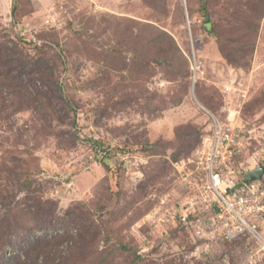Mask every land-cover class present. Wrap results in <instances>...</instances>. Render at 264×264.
<instances>
[{"label": "rangeland", "instance_id": "374dc122", "mask_svg": "<svg viewBox=\"0 0 264 264\" xmlns=\"http://www.w3.org/2000/svg\"><path fill=\"white\" fill-rule=\"evenodd\" d=\"M217 119L264 167V0H0V264H264L214 238Z\"/></svg>", "mask_w": 264, "mask_h": 264}, {"label": "built area", "instance_id": "2783aa9c", "mask_svg": "<svg viewBox=\"0 0 264 264\" xmlns=\"http://www.w3.org/2000/svg\"><path fill=\"white\" fill-rule=\"evenodd\" d=\"M212 127L210 139L201 150L207 175L205 184L201 185L207 196L212 197L213 212L220 223L214 238L231 242L250 236L264 251V235L258 223L264 218V175L249 182H245V178L239 181L232 166L234 156L241 152L243 145L241 134L218 119L213 121ZM229 176H234L235 180ZM181 221L187 229L196 222V234L202 231L204 222L199 216L187 215Z\"/></svg>", "mask_w": 264, "mask_h": 264}, {"label": "trees", "instance_id": "16d2710c", "mask_svg": "<svg viewBox=\"0 0 264 264\" xmlns=\"http://www.w3.org/2000/svg\"><path fill=\"white\" fill-rule=\"evenodd\" d=\"M24 187L26 188L27 187V185H24ZM50 219H52V218H50ZM50 219L47 217H45V222H47V220H48V222L50 221ZM50 222H52V221H50ZM40 225V224H39ZM38 225V226H39ZM41 227V226H40ZM74 236L73 235H69V234H66V235H64V236H62L61 234H57L53 239H52V241L53 242H57V240H65V241H70L72 238H73ZM51 240H43V238L42 237H36L35 239H34V241H33V244H35V245H47L49 242H50ZM19 245H21V244H19ZM44 249V247L43 246H41V251ZM72 249V248H71Z\"/></svg>", "mask_w": 264, "mask_h": 264}, {"label": "water", "instance_id": "95a60500", "mask_svg": "<svg viewBox=\"0 0 264 264\" xmlns=\"http://www.w3.org/2000/svg\"><path fill=\"white\" fill-rule=\"evenodd\" d=\"M264 175V167L263 166H257L254 170L248 172L245 175V182L253 181L256 179L261 178Z\"/></svg>", "mask_w": 264, "mask_h": 264}]
</instances>
